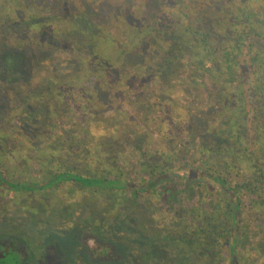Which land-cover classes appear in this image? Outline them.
Wrapping results in <instances>:
<instances>
[{
    "label": "trees",
    "instance_id": "trees-1",
    "mask_svg": "<svg viewBox=\"0 0 264 264\" xmlns=\"http://www.w3.org/2000/svg\"><path fill=\"white\" fill-rule=\"evenodd\" d=\"M87 2L90 6L68 15L60 27L45 17L52 11L50 0H0V31L18 37L11 45L0 42V72L18 76H9L10 85L13 80L22 82L21 66L34 63L32 49L26 45L38 46L37 35L47 30L54 42L67 34L70 40L56 43L78 57L65 74L48 72L36 93L24 87L7 95L21 103L0 116V147L13 141L27 159L29 150L34 151L29 135L14 138L5 131L24 123L21 116L31 102L40 116L36 131L50 133L44 141L47 150H40L30 162L47 170V176L37 181L43 182L44 189L65 182L73 186L71 201L86 209L87 222L97 218L95 231L100 232L116 213L131 208L144 230L160 228L168 234L163 239L167 247L183 258H193L195 264H222V259L227 264H264V0H135L101 22L97 20L102 0ZM128 68L142 73L141 79L156 91L134 92V106L145 114L138 115L143 123L160 125L162 120L155 115L163 109V82L171 78L174 87L178 84V100L184 101L186 113L175 126L181 134L160 131L171 151L165 148L160 154L157 149L149 155L143 151L141 134L131 141L132 119L115 104ZM90 78H95L93 85L85 87ZM3 93L0 105L7 101L1 99ZM128 99L126 95L123 103ZM190 102L197 109H189ZM69 109L74 120L71 128L76 126L78 131L68 136L58 130L51 134L61 111ZM106 113L111 115L104 117ZM84 135L88 138L81 142ZM70 142H76V147ZM124 145L130 146L127 153H115ZM81 147L94 166L90 170L85 165L83 175L65 169V163L78 161ZM193 158L200 160L202 170L190 167ZM4 178L0 171L3 192L12 187L11 178ZM82 190L90 193L88 197ZM92 200L101 201L95 214L86 208ZM164 202L165 218L170 220L167 226L157 227L149 219L152 205ZM181 204L184 207L175 211ZM253 220L259 228L251 251L244 244L251 238ZM182 236L193 244L187 246L186 241L178 247L176 240ZM88 244L94 250L96 240ZM2 262L17 264V259Z\"/></svg>",
    "mask_w": 264,
    "mask_h": 264
},
{
    "label": "rangeland",
    "instance_id": "rangeland-1",
    "mask_svg": "<svg viewBox=\"0 0 264 264\" xmlns=\"http://www.w3.org/2000/svg\"><path fill=\"white\" fill-rule=\"evenodd\" d=\"M134 3L135 0H102V4L101 2L100 4L103 6H98L100 17L97 22H101L109 16L118 15L121 10L127 6L131 7ZM85 6H90L87 0H50L52 11L45 17H50L48 19L55 23L56 26L57 24L58 26L64 25L63 21L68 15L77 14ZM91 9L98 10L92 7ZM106 24L109 25L107 22ZM108 28L111 30L109 26ZM17 38L16 33L0 31V42L3 41L7 45L16 43ZM36 40L38 41V46L32 48L31 44L26 45L27 49H32L31 54L34 57V63L36 61L35 69L33 71L34 63L32 64L31 62L23 67L21 66L19 74L23 78L22 82L18 83V80H13L11 82L12 85H10V81L8 82L9 76L12 79H17V74L9 75L8 73L4 74V71L0 72V87L3 85L0 91L3 90L4 92L1 99L7 100L0 105L1 117L6 116L9 110L14 109L18 103H21V100L10 101L7 96L9 93L11 94L15 90H24V87H27L34 94L39 87V81L44 79L43 77L48 72L65 74L72 70L74 67L73 63L78 59L74 51L62 50V47H60L62 44L60 42L56 43L70 40L67 34L64 37H56L57 41L54 42L50 40V34H48L47 30L43 34H38ZM31 74H33L32 77L30 76ZM143 77L142 73H136L132 68L126 69L125 77L121 81V89L116 95L115 104L120 105L121 111L130 120L132 119L130 122L131 128L128 132L132 139L131 141H135L136 135L141 134L143 151L150 155L159 149L158 153L162 154L165 148L169 151L171 150L166 147V141L164 140L166 136L160 134V131L167 132L172 129L175 131L176 137L181 134L175 126L180 120L179 117L182 116L185 119V116H183L184 114L186 115L183 105L184 101L178 100L180 98L176 87L178 84L175 83L176 86L174 87L169 82L171 78L163 80L165 90L160 89V95L164 97L162 102L163 109L158 111L160 113L159 116L158 114L155 115L162 122H159V126L143 123L141 119H138V115L144 117L145 114H142L134 106V96L137 93L145 95L146 89L156 92L150 82L142 80ZM94 81L95 78H90L85 81L84 86L90 87ZM126 95L129 97L128 102L123 103ZM19 96L21 98L22 95ZM166 98L171 99V103L165 100ZM32 105L30 102L24 110V115L22 114L21 116L24 123L20 124L19 122L14 124V126L5 128V131L9 132L11 136L13 135L14 138L20 136V138L25 139L29 135L33 139L32 148L35 145V149L34 151L32 149L29 150L31 155L28 156V159L25 158L24 152L18 149L17 144L13 141H10L9 144L3 142L5 147H0V171L6 177L4 178L5 181L11 178L9 183L12 186L9 191L5 190L3 192L0 189V264H3V260L12 261L14 259H17V264H195L193 258H183L174 253L172 247H167L165 240H167L168 234L163 233L160 228H155L154 231L149 230V233L144 230L135 212H131V208L129 210L126 209L128 210L126 212L116 213L113 218L106 222L105 227L100 232H97L93 227L97 218L92 217L94 221L87 222L86 209L79 202L71 201L75 199V196L71 194V191L75 189L73 186L65 182L53 188H42L43 182L37 180L40 177L45 178L47 170H39L34 163L30 166V162L33 157L38 156L40 150H47L48 145L44 141H46L45 139L49 137L50 133L47 131L43 133L36 131L41 126L38 120L40 116L37 108ZM190 105L189 109H197L195 106L193 107V102H190ZM69 111L70 109L61 111L60 120L57 122L60 125L56 124V129L51 126V134L55 133L54 131H64L66 134L64 136H68V134L78 131L79 128H76V126L71 128L74 125L72 124L74 120ZM109 115L111 113H106L104 117ZM79 119H82V117ZM134 120L136 123L133 122ZM59 134H53V137L56 139H68L61 137L62 135ZM93 134L98 135V132L93 131ZM86 138H88L87 135L81 137V142ZM182 138L187 139L183 135ZM170 142L169 145L171 146L174 141L170 140ZM70 143L76 147V142ZM129 147L124 145L114 151L123 155L128 152L126 150L130 149ZM81 148L76 153L80 154L82 152L78 161L65 163V169L72 170L78 174L81 172L83 175L82 169L85 165L90 170H93L94 166L91 165L89 157L82 155H85V148ZM123 160H127V156H124ZM87 161L90 164L89 166ZM190 167H194L197 170L203 169L198 158H193ZM80 192L86 197H88L87 194H90L87 191L84 192V190ZM89 196L91 197V195ZM107 197L115 201L112 194H107ZM183 204L190 206L188 202ZM86 205L88 212L92 214L93 212L95 214L97 209H101L100 200H92ZM152 207L153 209L149 216L150 221H153L157 227L167 226L170 219L167 220L165 218V212L168 209L165 202L161 205L153 203ZM183 207L182 204L177 205L175 211ZM71 209L72 211H70ZM97 215L100 216V212H97ZM171 222L174 227L177 226L176 221L171 220ZM252 222L254 223V226H252L253 232L244 247H250L251 251H254L256 247L254 241L257 236L256 228H259V224L256 220ZM168 231L172 233L169 229ZM164 238L165 240H163ZM90 239L96 240L95 248L91 251L88 244ZM176 242L178 247H183L185 242L187 246L193 244L189 237L184 239L183 236ZM221 263L227 264L226 259H222Z\"/></svg>",
    "mask_w": 264,
    "mask_h": 264
}]
</instances>
